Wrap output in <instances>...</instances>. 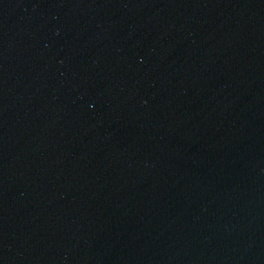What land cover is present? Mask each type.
Instances as JSON below:
<instances>
[{
	"label": "water",
	"instance_id": "1",
	"mask_svg": "<svg viewBox=\"0 0 264 264\" xmlns=\"http://www.w3.org/2000/svg\"><path fill=\"white\" fill-rule=\"evenodd\" d=\"M0 264H264V0H0Z\"/></svg>",
	"mask_w": 264,
	"mask_h": 264
}]
</instances>
